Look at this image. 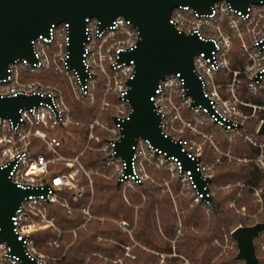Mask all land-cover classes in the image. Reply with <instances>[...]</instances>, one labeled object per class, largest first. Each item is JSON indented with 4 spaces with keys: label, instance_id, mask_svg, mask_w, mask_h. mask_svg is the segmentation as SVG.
<instances>
[{
    "label": "built area",
    "instance_id": "obj_1",
    "mask_svg": "<svg viewBox=\"0 0 264 264\" xmlns=\"http://www.w3.org/2000/svg\"><path fill=\"white\" fill-rule=\"evenodd\" d=\"M172 20L174 31L196 34L213 45L209 53L201 51L194 56L193 72L201 82L207 104H194L195 98L189 93L181 72L165 74L151 96L154 110L161 115L162 133L178 140L187 155L198 160L196 169L204 181L202 186L194 170L185 168L180 157L169 155L148 138H138L130 163L117 154L123 122L132 110L127 97L129 79L136 72L135 59L124 58L123 53L134 50L141 39L140 28L130 18L118 15L111 24L101 26L99 18L86 17L82 59L85 73L71 64V29L66 21L53 23L47 34L33 38L34 60L15 59L9 63L8 75L0 78V96L37 94L41 97L39 103L20 108L18 120L0 117V167H10L9 176L18 186L35 190L21 200L12 216L13 229L23 241L26 255L36 261L33 264H52L61 256L38 246V231L53 232L45 239V246L51 248L60 246L65 232L72 231L76 236L77 230L93 219L113 220L121 228L130 230V221L109 219L92 211L95 175L120 181L119 186L128 200L131 189L153 177L150 171H169L188 189L193 203L210 206L208 197H213L215 192L214 168L203 156L207 143L219 153L223 141L218 135L223 132L229 143H234L236 136H242L258 148L252 156L225 152L231 161L237 158L239 162H254L264 172V133L260 132L264 123V3H251L242 10L228 0H217L209 12L181 4L172 10ZM237 45L245 62L234 67L231 53ZM47 76L59 80L48 81ZM242 87L251 97L241 95ZM72 101L83 106L96 104L97 111L89 120L76 119ZM256 117L260 119L255 133L247 132L246 121ZM69 124L88 127L84 147L75 154L66 152L71 150L67 145L71 132L58 131L59 126ZM87 150L102 152L101 166L94 169L84 164L82 156ZM221 156L219 153L216 159L220 161ZM165 183L170 187L169 180ZM234 184L228 182L225 187L230 189ZM237 185L240 189L252 187L261 207L258 212H250L246 205L239 207L236 199L228 204V208L241 215L242 221L222 238L214 239L220 248L219 256L235 252L237 257L239 247L234 230L263 221L259 218L264 207L263 188L244 181ZM241 195L240 191L238 196ZM53 203L69 213L80 211L83 222L71 230L62 228L51 212ZM255 245L257 254L258 250L264 251V230L255 237ZM23 261V256L12 252L8 240L0 233V264H23ZM244 263V259L237 258L231 264Z\"/></svg>",
    "mask_w": 264,
    "mask_h": 264
},
{
    "label": "water",
    "instance_id": "obj_2",
    "mask_svg": "<svg viewBox=\"0 0 264 264\" xmlns=\"http://www.w3.org/2000/svg\"><path fill=\"white\" fill-rule=\"evenodd\" d=\"M217 0H0V78L8 75L9 63L20 57L34 60L31 40L41 33L47 34L53 23L69 22L71 29V64L84 71L83 41L86 37V17L95 16L101 26L109 25L118 15L130 18L141 31L138 46L123 53L124 58H134L136 72L129 79L127 97L132 110L123 122V136L117 144V154L129 163L134 155L139 137L148 138L158 148L169 155L180 157L185 168L194 170L196 179L202 186L204 181L196 169L198 160L190 158L182 149V144L162 133L159 126L161 115L154 110L152 94L158 82L167 73L181 74L185 78L189 93L195 103L207 104L199 78L193 72L194 56L201 51L209 53L212 43L199 38L196 34L174 31L172 10L189 4L200 12L211 11ZM235 7L246 10L251 3L261 4L264 0H228ZM41 100L34 95L0 96V117L8 116L14 120L20 117V108L31 107ZM260 132L264 133V123ZM10 167H0V226L3 239L8 240L12 252L21 254L23 264H33L24 251L22 240L17 238L13 229L12 216L21 200L32 188L14 183L9 176ZM210 180V179H208ZM120 185V181L117 182ZM215 208L214 199L208 197ZM264 230V220L251 225L237 227L233 235L238 242L237 258L244 264H259L255 237ZM47 264V263H43Z\"/></svg>",
    "mask_w": 264,
    "mask_h": 264
},
{
    "label": "trees",
    "instance_id": "obj_3",
    "mask_svg": "<svg viewBox=\"0 0 264 264\" xmlns=\"http://www.w3.org/2000/svg\"><path fill=\"white\" fill-rule=\"evenodd\" d=\"M231 57L234 67L242 66L245 62V56L238 45L231 53ZM71 106L76 119L89 120L97 111L96 104L83 106L72 101ZM259 119V117L248 119L245 123L248 127L246 131L255 133ZM58 131L72 132L67 139V145L71 148L66 151L68 154H75L84 147L87 126L69 124L59 126ZM221 135L225 137L226 134L223 132ZM258 135L262 137L261 134ZM235 141V151L238 153L248 152L255 155L258 151L257 147L242 136H236ZM206 151L208 159L211 160L208 146ZM82 160L87 167L96 169L103 163V154L100 151L87 150ZM215 170L213 181L215 184L241 180L248 185L262 187L264 198V172L254 162L240 164L236 161H224L218 163ZM153 171L156 174L155 181L160 183L152 181L153 177L146 179L129 191L128 200L115 178L94 176L95 197L91 206L92 211L97 215L126 219L132 225L137 211L134 239L110 220L93 219L77 230L76 237L72 231L64 233L59 247L45 246V239L53 235V232L38 231L36 233L39 236L38 246L61 255L52 264H159V256L152 249L177 253L166 256V264H180L183 262L182 256L188 258L191 264H211L212 261L213 264H231L237 260L235 252L219 256L220 248L214 243V239L222 238L242 221L241 215L235 209L228 208L229 201L236 199L239 207L246 205L250 212L257 209L254 189L250 186L242 188L241 196H238L239 187L228 191L218 189L213 195L215 208L208 210L203 202L193 203V198L189 195H178L174 200L168 191H164L165 188L161 184L168 173ZM171 186L175 193L179 192L180 186L176 181H173ZM50 209L55 214L58 224L67 230L77 227L84 220L80 211L69 213L57 203L50 204ZM260 220H264V213L260 215ZM178 229H181V232H178ZM100 235H104L105 239L98 240ZM74 237L75 241L66 250L67 243ZM126 245H132L130 254H127ZM94 252L103 253L104 257L96 256ZM258 256L261 264H264V251L258 250Z\"/></svg>",
    "mask_w": 264,
    "mask_h": 264
},
{
    "label": "rangeland",
    "instance_id": "obj_4",
    "mask_svg": "<svg viewBox=\"0 0 264 264\" xmlns=\"http://www.w3.org/2000/svg\"><path fill=\"white\" fill-rule=\"evenodd\" d=\"M46 80H48V81H58L59 80V78L58 77H53V76H47L46 77ZM241 95L243 96V97H245V98H249V97H251V94L247 91V90H243L242 92H241ZM208 129L209 130H212L211 129V127H208ZM69 132H71V131H69ZM65 134H67L68 132L67 131H65L64 132ZM71 135H72V132H71ZM70 135V136H71ZM218 137H219V139L221 140V141H223V143H222V145H220L219 146V153H222V156H221V160L220 161H218L217 159H216V156L219 154L216 150H215V147H213V146H211V145H209L208 143L205 145V155L203 156V158H204V160L205 161H207L208 163H210L212 166H213V168H214V178H215V166L218 164V163H223L224 161H229V162H232L231 161V159H230V157H227L224 153L225 152H231L232 154H235V155H246V154H248V156H252V155H250L248 152H245V153H238V152H236L235 151V142L234 143H229V141H227V139H226V136L224 137L223 135H221V134H219L218 135ZM206 146H208V148L210 149V153H211V160L210 159H208V157H207V151H206ZM206 157H207V159H206ZM234 160L233 161H236V162H238V163H240V164H245V163H249V162H239V160L237 159V158H233ZM162 172V171H161ZM163 172H167L168 173V175L167 176H165V178H163V181H161V184L164 186V191H168L170 194H171V196L173 197V199L175 200V198L178 196V195H189V196H192L191 195V193H189L188 192V189H186L184 186H183V184L181 183V181L179 180V178H177V177H173V175L171 174V172H169V171H163ZM150 173L152 174V176H153V179H152V181H155V179H154V177H155V171H150ZM156 178V177H155ZM214 178H213V181H214ZM169 180L170 181V187H168V185L165 183V180ZM173 181H176L178 184H179V186H180V188H179V192L178 193H175L173 190H172V182ZM155 182H158V181H155ZM228 182H233V183H236V184H234V186L232 187V188H230V189H228V188H226L225 187V185L228 183ZM238 182H243V181H241V180H238V181H227V182H223V183H220V184H215L214 182H212V187L214 188V190L216 191V190H218V189H224V190H231V189H233L234 187H239L238 185H237V183ZM158 183H160V182H158ZM119 186V185H118ZM121 189H122V187H121ZM240 191H241V189H240ZM122 193H123V191H122ZM215 193V192H214ZM124 195V194H123ZM214 195V194H213ZM214 199V198H213ZM231 201H235V199H233V200H231ZM231 201H229L228 202V204L231 202ZM256 203H257V209L254 211V212H258L259 211V209H260V203H258L257 201H256ZM228 204H227V206H228ZM204 206H205V208L206 209H210V208H214L213 206H212V204L209 206V205H207V204H204ZM263 206H264V198H263ZM176 209H177V207H176ZM178 213H179V211H178ZM264 213V207H263V209L259 212V218H260V215L261 214H263ZM109 219H111V217H108ZM137 218H138V213H137V211H136V213H135V220H134V223H133V225H132V227H130V230H126V229H123L126 233H128V235L130 236V238H132V239H134L133 237V231H134V229L136 228V226H137ZM179 220H180V218H179ZM110 221H112V222H114L113 220H110ZM160 220H159V217H158V222H159ZM115 223V222H114ZM117 224V223H116ZM118 225V224H117ZM66 233V232H65ZM76 237V236H75ZM75 237L73 238V240H71L70 242H68L67 243V245H66V250H67V248L69 247V245H71L74 241H75ZM105 237V236H104ZM105 239V238H104ZM98 240H100L99 238H98ZM173 243H174V245H173V248L175 249L176 248V245H175V241H173ZM131 248H132V245H126V250H127V252H130V250H131ZM43 249H45V248H43ZM65 250V251H66ZM152 251L153 252H155L158 256H159V264H166V256H173V255H176L177 253L174 251V252H172V253H166V252H160V251H157V250H155V249H152ZM96 256H99V257H104V254L103 253H99L98 252V255H96ZM182 258H183V262H181L180 264H191V262L189 261V259L188 258H186L185 256H182ZM213 262L214 261H212V263L211 264H213Z\"/></svg>",
    "mask_w": 264,
    "mask_h": 264
}]
</instances>
